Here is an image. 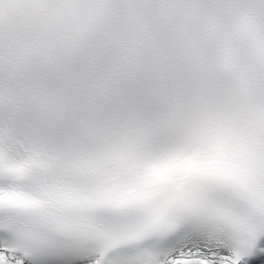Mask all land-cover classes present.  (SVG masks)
<instances>
[{
	"label": "snow or ice",
	"instance_id": "obj_1",
	"mask_svg": "<svg viewBox=\"0 0 264 264\" xmlns=\"http://www.w3.org/2000/svg\"><path fill=\"white\" fill-rule=\"evenodd\" d=\"M264 264V0H0V264Z\"/></svg>",
	"mask_w": 264,
	"mask_h": 264
}]
</instances>
